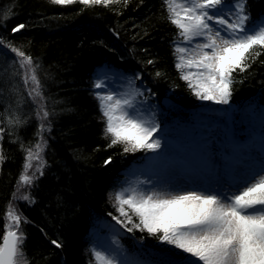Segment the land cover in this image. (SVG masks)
I'll return each mask as SVG.
<instances>
[{"label":"trees","instance_id":"obj_1","mask_svg":"<svg viewBox=\"0 0 264 264\" xmlns=\"http://www.w3.org/2000/svg\"><path fill=\"white\" fill-rule=\"evenodd\" d=\"M246 8L249 24L264 17V0H247ZM18 24L26 28L13 33ZM0 39V127L5 128L0 142L5 157L0 161V236L24 172L25 150L35 149L40 124L10 44L39 65L37 77L50 113V130L43 136V175L38 174L27 194L35 202H18L19 214L29 221L22 224L23 251L29 264H96L94 233L102 222L119 225L112 219L118 215L113 193L147 154L108 146L94 82L104 68L129 76L145 92L160 124L172 118L190 123L194 112L209 103L193 95L175 66L178 29L169 22L163 0L87 7L79 2L61 6L51 0H0ZM157 72L163 75L157 77ZM234 81L233 109L249 101L264 107V52L251 67L234 74ZM9 117L21 123L9 126ZM123 232L119 241L128 252L159 244L147 233ZM51 240L61 241L63 247L56 248Z\"/></svg>","mask_w":264,"mask_h":264},{"label":"snow or ice","instance_id":"obj_2","mask_svg":"<svg viewBox=\"0 0 264 264\" xmlns=\"http://www.w3.org/2000/svg\"><path fill=\"white\" fill-rule=\"evenodd\" d=\"M51 2L61 6L79 2L87 7L119 5L121 0ZM123 3L126 6L127 0ZM163 4L169 22L176 26L185 45L177 44L174 49V53H179L175 66L181 79L198 99L231 105L234 74L251 67V61L264 52V17L249 24L247 0H236L231 6L227 0H163ZM4 18L7 19V15ZM25 28V24H18L12 31L17 33ZM7 47L14 54V62L25 73L24 84L34 86L28 91L29 98L39 102L36 151L25 150L24 172L18 181V189L20 186L30 188L39 177L36 172L29 175L28 170L33 167L34 159L41 160L40 153L46 149L43 136L50 129L44 121L50 113L44 107L37 77L39 65L17 47L10 44ZM162 75L156 73L157 77ZM106 76L105 73L98 77L93 87L105 118V136L110 137L108 146L121 145L124 153H152L150 160H160L165 147L159 135L161 126L155 112L141 108L147 102L145 92L136 88L131 80L128 81L130 91H107ZM20 123L18 117L7 118L9 126ZM4 132L5 128L0 127V142ZM4 159L0 143V161ZM110 162L111 157L105 164ZM43 167V163L38 166L39 175H43ZM18 199L35 202L30 194ZM114 207L118 215L112 219L127 232L147 233L167 246L150 264H264V161L258 167L248 168L244 176L226 190L205 184L173 186L152 179L130 183L115 193ZM26 223H29L27 218L10 204L4 233L0 236V264H29L23 251L26 235L22 224ZM51 244L63 247L58 240H51ZM113 244L117 246L114 253L93 250L96 264H128L120 258L124 253L118 250L119 242L113 241Z\"/></svg>","mask_w":264,"mask_h":264},{"label":"rangeland","instance_id":"obj_3","mask_svg":"<svg viewBox=\"0 0 264 264\" xmlns=\"http://www.w3.org/2000/svg\"><path fill=\"white\" fill-rule=\"evenodd\" d=\"M177 44L185 46L180 39ZM105 73L107 91L119 93L130 91L129 80L137 88L135 80L129 76L110 71ZM105 73L101 72L98 77L104 76ZM32 87L34 86L29 83L27 90ZM205 102L209 104L198 110L190 123L172 118L167 123L160 124L162 126L159 135L165 145L164 156L160 160L152 161L149 157L153 154H147L144 163L133 165L130 177L125 181L126 184L117 191L130 183L149 179L173 186L191 187L205 184L226 190L239 181L248 168L258 167L261 161H264V107H259L250 101L234 109L230 105ZM38 105L37 101V110ZM141 108L146 112H155L157 117V112L149 101ZM44 123L48 128L47 120ZM40 155L41 160L32 161L33 167L28 170L29 175L33 172L39 174L37 168L41 163L44 164V151ZM28 190L29 188L25 186H20L16 190L11 205L18 213V202L22 201L18 197L27 195ZM117 191L113 193L114 200ZM123 233L120 225L109 226L106 222H102L94 233L95 243L91 249L92 254L94 249L114 253L117 251V246L113 241H118V250L124 253L120 257L122 260H126L128 264H150L164 253L161 252L162 248L167 249L166 245L159 243L157 248L148 247L136 253L127 252L119 241Z\"/></svg>","mask_w":264,"mask_h":264}]
</instances>
